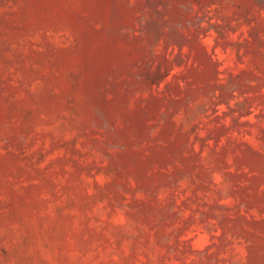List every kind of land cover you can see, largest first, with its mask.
I'll return each instance as SVG.
<instances>
[{"label":"rangeland","instance_id":"rangeland-1","mask_svg":"<svg viewBox=\"0 0 264 264\" xmlns=\"http://www.w3.org/2000/svg\"><path fill=\"white\" fill-rule=\"evenodd\" d=\"M0 264H264V0H0Z\"/></svg>","mask_w":264,"mask_h":264}]
</instances>
